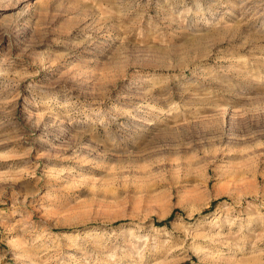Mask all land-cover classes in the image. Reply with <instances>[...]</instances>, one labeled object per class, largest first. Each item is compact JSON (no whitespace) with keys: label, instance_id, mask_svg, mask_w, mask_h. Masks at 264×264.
Wrapping results in <instances>:
<instances>
[{"label":"rangeland","instance_id":"rangeland-1","mask_svg":"<svg viewBox=\"0 0 264 264\" xmlns=\"http://www.w3.org/2000/svg\"><path fill=\"white\" fill-rule=\"evenodd\" d=\"M0 264H264V0H0Z\"/></svg>","mask_w":264,"mask_h":264}]
</instances>
